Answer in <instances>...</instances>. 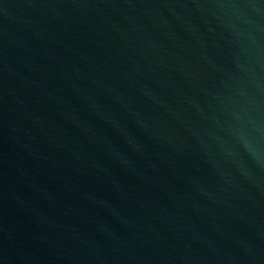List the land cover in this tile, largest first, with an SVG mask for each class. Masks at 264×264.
Wrapping results in <instances>:
<instances>
[{"label": "water", "instance_id": "water-1", "mask_svg": "<svg viewBox=\"0 0 264 264\" xmlns=\"http://www.w3.org/2000/svg\"><path fill=\"white\" fill-rule=\"evenodd\" d=\"M0 264H264V0H0Z\"/></svg>", "mask_w": 264, "mask_h": 264}]
</instances>
